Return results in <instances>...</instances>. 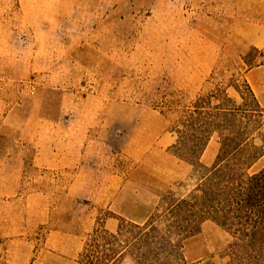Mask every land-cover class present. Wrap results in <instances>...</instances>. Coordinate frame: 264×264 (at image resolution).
<instances>
[{
	"label": "rangeland",
	"instance_id": "obj_1",
	"mask_svg": "<svg viewBox=\"0 0 264 264\" xmlns=\"http://www.w3.org/2000/svg\"><path fill=\"white\" fill-rule=\"evenodd\" d=\"M253 48L264 0H0V264H68L96 228L191 191L203 170L171 155L172 127L217 87L239 104L230 78L264 108ZM230 241L206 222L183 258L225 264Z\"/></svg>",
	"mask_w": 264,
	"mask_h": 264
},
{
	"label": "trees",
	"instance_id": "obj_2",
	"mask_svg": "<svg viewBox=\"0 0 264 264\" xmlns=\"http://www.w3.org/2000/svg\"><path fill=\"white\" fill-rule=\"evenodd\" d=\"M242 58L248 70L264 66V48ZM238 104L220 87L198 96L182 110L172 127L176 140L170 153L203 173L191 191L160 194L155 211L142 223L118 218L115 233L96 228L79 254L81 264H186V240L212 222L231 238L225 264H264V166L250 169L264 157V108L245 79H229ZM219 149L211 167L200 158L210 139Z\"/></svg>",
	"mask_w": 264,
	"mask_h": 264
},
{
	"label": "crops",
	"instance_id": "obj_3",
	"mask_svg": "<svg viewBox=\"0 0 264 264\" xmlns=\"http://www.w3.org/2000/svg\"><path fill=\"white\" fill-rule=\"evenodd\" d=\"M124 216H126V215H124ZM127 216L132 221H135V222H143L145 220V218L144 219L142 218V215L140 213H133V214H129ZM191 238H193V237H191ZM191 238H189V239H191ZM78 252H79V250L77 251L76 255L73 256L72 258H66V257H59V258L64 260V261H66V262H68V264H81L78 261L79 254H80V253L78 254ZM119 264H134V262L130 258H124Z\"/></svg>",
	"mask_w": 264,
	"mask_h": 264
}]
</instances>
